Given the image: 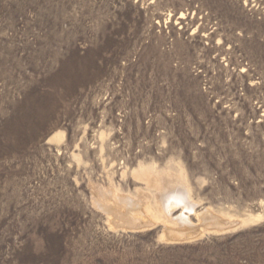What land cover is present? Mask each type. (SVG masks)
Segmentation results:
<instances>
[{
  "label": "rangeland",
  "instance_id": "rangeland-1",
  "mask_svg": "<svg viewBox=\"0 0 264 264\" xmlns=\"http://www.w3.org/2000/svg\"><path fill=\"white\" fill-rule=\"evenodd\" d=\"M0 264H264V0H0Z\"/></svg>",
  "mask_w": 264,
  "mask_h": 264
},
{
  "label": "bare ground",
  "instance_id": "bare-ground-1",
  "mask_svg": "<svg viewBox=\"0 0 264 264\" xmlns=\"http://www.w3.org/2000/svg\"><path fill=\"white\" fill-rule=\"evenodd\" d=\"M57 139V135H54V140H56ZM175 176V175H174ZM181 178H177V177H165V178H163L162 179V181L161 182H163V183H165L166 184V188H168L169 187V189L172 187H175V186H184V184H183V182L180 180ZM169 189H167V190H169ZM168 192V191H167ZM170 192V191H169ZM188 193V192H187ZM168 194V193H167ZM170 194V193H169ZM174 197V196H173ZM173 197H171L168 201H166V206H167V209L169 210V208H174V207H177V206H183L182 208V211H181V213H180V218H187V213H189V208L187 207V205L186 204H184V201L183 200H181V198H173ZM168 198H169V196H168ZM130 200V199H129ZM128 200V201H129ZM134 205V204H133ZM132 206V205H131ZM158 207V206H157ZM149 209V208H148ZM146 210V212H147V214H149V215H151L153 218H154V220H156L157 222H164V223H169V224H171L170 222H172V220L173 219H169V216H167L166 218H165V216H164V214L162 215V211L161 212H159L160 210L157 208L156 210H154L153 208H151V209H153V210ZM159 210V211H158ZM190 212H192V211H190ZM141 211H139L137 208H136V212H135V214L136 215H140L141 216ZM247 215V214H246ZM257 216H258V214H256V215H254V214H249V215H247V216H245V217H239V223H240V225L241 224H246V223H250V221L252 222V221H254V218L256 219L257 218ZM253 219V220H252ZM226 224H223V223H219V222H216V224L215 225H213L212 227H214L213 229L216 231V232H220V231H224V230H226L227 228H226ZM138 227H144L143 225H139ZM177 236H179V238H177L178 240H183V238H185V239H187V237H180V235H177ZM195 236V235H194ZM174 237H176L175 235H174ZM167 238L168 239H170V237H168L167 236ZM172 239V238H171ZM174 239H176V238H173L172 240H174Z\"/></svg>",
  "mask_w": 264,
  "mask_h": 264
}]
</instances>
